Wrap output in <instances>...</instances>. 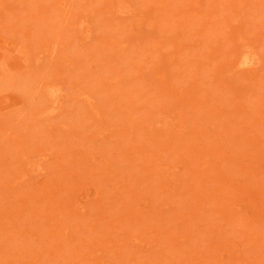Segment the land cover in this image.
Listing matches in <instances>:
<instances>
[{
  "label": "rangeland",
  "instance_id": "obj_1",
  "mask_svg": "<svg viewBox=\"0 0 264 264\" xmlns=\"http://www.w3.org/2000/svg\"><path fill=\"white\" fill-rule=\"evenodd\" d=\"M0 264H264V0H0Z\"/></svg>",
  "mask_w": 264,
  "mask_h": 264
},
{
  "label": "bare ground",
  "instance_id": "obj_2",
  "mask_svg": "<svg viewBox=\"0 0 264 264\" xmlns=\"http://www.w3.org/2000/svg\"><path fill=\"white\" fill-rule=\"evenodd\" d=\"M246 65V64H245Z\"/></svg>",
  "mask_w": 264,
  "mask_h": 264
}]
</instances>
